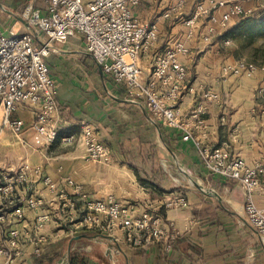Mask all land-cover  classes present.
I'll use <instances>...</instances> for the list:
<instances>
[{
	"label": "crops",
	"instance_id": "0c3cea01",
	"mask_svg": "<svg viewBox=\"0 0 264 264\" xmlns=\"http://www.w3.org/2000/svg\"><path fill=\"white\" fill-rule=\"evenodd\" d=\"M234 1L254 9L255 14L264 11V0ZM178 2L140 0L133 11L140 19L158 24L157 42L138 59L145 77L154 59L168 46L182 41L189 47V54L181 60L196 93L185 94L180 105L191 124V140H183L179 130L159 122L144 100L133 98L104 73L80 34L53 41L46 57L60 107V132L53 145L37 138L33 107L20 106L12 113V119L25 122L22 132L15 134L4 124L0 106V173L29 163L41 166L44 174L59 183L73 178L93 197L113 194L159 211L180 230L173 250L167 253L161 244L136 249L114 236L94 232L67 236L48 226L41 234L47 239L26 244L11 264H30L35 246L42 249L39 257H59L51 264H264V238L248 221L245 191L236 181L210 173L199 154L200 147L226 145L249 166L264 162V93L259 91L264 71L253 76L224 74L223 67L238 60L219 47L231 40L226 37L231 26L211 33L209 18L203 16L188 38L191 29L185 20L206 0H187L181 7ZM29 3L46 12L45 0H0V31L31 32L40 46L47 41L44 32L21 16ZM213 93L218 98L210 96ZM83 120L98 127L100 140L111 148L110 161L89 159L82 144L61 143L62 136L80 131ZM171 161L185 178L169 170ZM142 172L149 176L146 180L139 177ZM260 182L264 186V174ZM177 192L186 196L188 207H166ZM254 200L264 206L262 189ZM4 263L0 257V264Z\"/></svg>",
	"mask_w": 264,
	"mask_h": 264
},
{
	"label": "built area",
	"instance_id": "2783aa9c",
	"mask_svg": "<svg viewBox=\"0 0 264 264\" xmlns=\"http://www.w3.org/2000/svg\"><path fill=\"white\" fill-rule=\"evenodd\" d=\"M186 1L179 0L177 7ZM45 2V13L33 3L27 4L21 13L29 24L44 32L47 41L42 45H36L31 32L0 31V106L5 125L20 134L25 122L12 119L11 115L20 106H31L35 110L37 138L48 146L57 141L60 132L58 90L46 57L53 41L80 34L85 37L87 51L104 73L124 86L133 98L144 100L152 115L163 125L179 130L183 140L193 138L191 124L180 105L185 94L196 93V87L188 80L187 65L181 60V56L189 54V47L182 41L168 46L154 59L145 77L138 59L150 52L157 42L158 24L135 16L133 10L140 0ZM254 15L255 10L246 8L240 1L206 0L198 3L185 20V25L191 29L187 36L192 38L193 28L203 16L209 18L208 31L216 33L218 29L229 28L241 17ZM165 16H170V12ZM257 16L259 22H264V11ZM230 43L229 39L224 41L225 45ZM259 70L264 71V65L243 58L223 67L224 74L236 76H253ZM259 91L264 92V82ZM210 96L218 98L216 93ZM60 140L64 145H84L91 160L108 162L112 159L111 148L100 140L98 127L88 120L81 121L78 133L64 135ZM199 154L210 173L240 184L247 196L248 221L264 238V206H258L254 200L258 190L264 191L260 182L264 162L249 166L244 157L235 155L226 145L200 147ZM188 206L182 192L175 193L166 203L168 208ZM29 211L33 216L27 215ZM48 226L56 227L67 236L79 232L108 234L136 249L161 244L167 253L180 236L176 224L167 221L159 211L113 194L93 197L73 178H64L59 183L44 174L41 166L24 163L16 170L1 172L0 257L4 264H11L21 256L26 244H39L47 239L41 234ZM34 254L41 256V247L35 246Z\"/></svg>",
	"mask_w": 264,
	"mask_h": 264
},
{
	"label": "rangeland",
	"instance_id": "374dc122",
	"mask_svg": "<svg viewBox=\"0 0 264 264\" xmlns=\"http://www.w3.org/2000/svg\"><path fill=\"white\" fill-rule=\"evenodd\" d=\"M257 15L258 14H255L252 17H241L235 20L233 25H231V27L226 31V37L231 39V43L227 45L221 43L219 44V47H221L223 51L228 52L229 56L233 55L235 59L243 58L247 61L263 66L264 35L258 28L259 21ZM164 157L167 159L166 154ZM168 157L170 158L169 155ZM169 170H171L175 176L184 177V173H182V171L179 170L173 162L169 164ZM139 177L144 180L149 176L142 172Z\"/></svg>",
	"mask_w": 264,
	"mask_h": 264
},
{
	"label": "trees",
	"instance_id": "16d2710c",
	"mask_svg": "<svg viewBox=\"0 0 264 264\" xmlns=\"http://www.w3.org/2000/svg\"><path fill=\"white\" fill-rule=\"evenodd\" d=\"M258 28L260 29L261 33L264 35V22H259ZM172 250H173V248H172ZM58 258L59 257H55L53 259H44L43 257L34 256V257L29 259V263L30 264H51V263L55 262V260H57Z\"/></svg>",
	"mask_w": 264,
	"mask_h": 264
}]
</instances>
